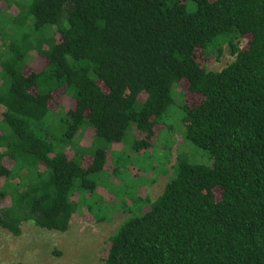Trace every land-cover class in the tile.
<instances>
[{"label": "trees", "instance_id": "obj_1", "mask_svg": "<svg viewBox=\"0 0 264 264\" xmlns=\"http://www.w3.org/2000/svg\"><path fill=\"white\" fill-rule=\"evenodd\" d=\"M0 44L1 228L66 231L106 144L177 126L211 163L180 152L155 199L120 208L104 264H264V0H0Z\"/></svg>", "mask_w": 264, "mask_h": 264}, {"label": "rangeland", "instance_id": "obj_2", "mask_svg": "<svg viewBox=\"0 0 264 264\" xmlns=\"http://www.w3.org/2000/svg\"><path fill=\"white\" fill-rule=\"evenodd\" d=\"M246 41L247 38H240V46L243 47ZM234 59L235 55L225 45L220 58L210 61L207 68L219 71ZM180 86L187 89L185 81ZM181 87L176 88L177 95L182 92ZM60 99L56 96L55 105H52L56 111L62 109ZM141 99H145V94L141 95ZM188 100L192 105L197 103V98L188 97ZM167 117L174 125L180 120L177 115ZM174 127L176 128L158 132L148 150L134 151L131 147L134 137L130 134L126 141L118 144L104 142L108 152H112L110 156L114 161L112 158L108 160L110 171L96 176L98 187L89 199L94 204L93 211L90 212L87 208L78 210L64 232L42 228L32 222H23L22 233L16 236L0 227V264L18 261L23 264H104L103 254L109 237L132 213L120 208H126L127 205L133 207L134 199L141 195L155 199L171 177L173 164L180 152L194 156L198 162L211 163L205 151L193 145L201 154L197 152L184 140L177 126ZM139 136L141 135L138 134ZM91 138V133L85 130L78 142L81 146H90ZM114 164L116 168L113 173L111 169ZM141 205L142 203L138 205L136 213H140ZM105 216L110 218L97 221Z\"/></svg>", "mask_w": 264, "mask_h": 264}]
</instances>
